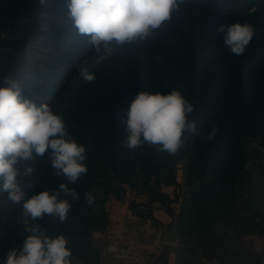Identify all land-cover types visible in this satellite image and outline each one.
<instances>
[{"label": "rangeland", "instance_id": "obj_1", "mask_svg": "<svg viewBox=\"0 0 264 264\" xmlns=\"http://www.w3.org/2000/svg\"><path fill=\"white\" fill-rule=\"evenodd\" d=\"M67 3L68 0H48L44 5L38 0H0V87L7 86L5 78L17 81L23 98L37 106L49 104L53 112L65 120L70 136L85 147L87 173L68 186L79 195L83 192L86 183L80 180L92 176L90 167L102 166L98 159L99 150L104 149L101 138L114 140L110 132L116 125L113 122L122 124V119H126L124 108L138 93L167 94L170 90L161 86V82L187 81L200 73L202 84L205 81L211 84L208 98L216 99L213 104L216 109L193 140H203V130L210 132L211 125L218 122L215 135L224 130L234 144L239 142L249 168L247 187L256 196L258 210L264 215V153L261 149H264V0H186L153 38L113 48L110 54L96 53L87 43L88 38L77 34L67 20ZM236 23H248L255 28L250 45L239 56L230 53L223 44L224 33L217 31L224 25L226 32ZM84 62L95 74L91 83L84 81L75 67L76 63ZM227 79L229 84L226 85ZM245 82L247 84L243 85ZM232 83L245 89L231 93L228 90ZM250 87L253 89L247 93ZM140 148L127 150L134 169L129 166L125 176L130 179L136 175L137 181L131 180L142 189L146 186L143 172L148 159ZM152 149L161 162L172 156L177 162L185 158L181 149L175 155L159 151L156 146ZM50 151L29 162L34 168L33 182L26 180L25 183L33 186L26 188L25 199L42 191L51 192L61 182H66L51 174L54 170ZM2 183L0 180V189ZM88 184H92L90 193L97 200L108 199L109 193H119L118 176H105ZM67 199L71 203V214L66 221L60 222L51 216L38 221L41 228H47L49 236L68 224L72 214L77 213H72L75 206L88 204L86 200ZM98 204L95 201L88 205ZM22 219V206L13 204L7 194L0 191V255L12 249L19 251L24 239L33 234L24 231ZM244 227L249 235L254 224L249 221ZM246 241L243 245L246 252L241 253L239 259L226 255V264H264L256 240L247 238ZM240 242L243 243L242 239Z\"/></svg>", "mask_w": 264, "mask_h": 264}, {"label": "clouds", "instance_id": "obj_2", "mask_svg": "<svg viewBox=\"0 0 264 264\" xmlns=\"http://www.w3.org/2000/svg\"><path fill=\"white\" fill-rule=\"evenodd\" d=\"M41 5L48 0H38ZM186 0H68V21L80 36H86L87 43L96 53H111L113 48L135 45L153 38L157 30L172 20ZM224 33L223 44L234 55L244 54L250 45L255 28L248 23H236L217 29ZM85 63H76L81 78L93 82L95 74ZM6 87H0V180L7 199L22 206L20 222L24 231H30L22 248L8 252L3 264H72L71 250L67 238L57 235L51 238L47 228H41L38 221L51 216L64 222L68 218L72 201L79 199L74 188L82 175L87 173L86 149L73 139L63 117L53 112L47 103L37 106L22 97L19 83L4 79ZM180 90L173 88L167 95L140 92L130 102L122 119L125 128V146L135 150L145 144L156 146L157 150L175 155L184 144L185 134L198 135L195 120L188 117L194 112ZM216 126L208 135L214 139ZM51 150V174L64 178L57 189L42 191L25 199L26 188H31L34 168L29 162L42 158ZM33 182V181H32ZM64 198H61V197ZM86 202H95L93 195L85 194Z\"/></svg>", "mask_w": 264, "mask_h": 264}, {"label": "trees", "instance_id": "obj_3", "mask_svg": "<svg viewBox=\"0 0 264 264\" xmlns=\"http://www.w3.org/2000/svg\"><path fill=\"white\" fill-rule=\"evenodd\" d=\"M202 77V74L196 73L195 76L187 81L181 79L177 81L170 80L168 83H160L161 86L168 87L170 91L173 88L180 90L182 95L194 105L195 110L188 119L195 120L198 131L203 124L205 125L209 119V115L216 109V107H213L216 99L208 98V94L210 93L208 91L211 84L206 81L202 84ZM178 81H181V84H179ZM247 83L251 86L249 81H247ZM247 83L245 82L243 85ZM227 84H229V79L226 80V85ZM239 86L232 83L228 91L232 93L233 91L240 92L245 89V86L242 89L239 88ZM252 89L253 88L250 87L247 93H250ZM123 103L124 102H122V104ZM128 107L129 106L124 108V110L127 111ZM113 123L116 125H113L115 127L112 128L110 132L114 140L109 141L105 140V138H101V141L104 139V141L101 142L104 149H102V151L99 150L101 156L98 157V159L101 160L102 166L90 167L89 170L92 172V176L80 180L86 184H84L82 188L83 192L79 195L78 201L86 200L85 194L89 193L91 190L90 187H92V184H88L89 182L97 181L102 177L111 175L118 176L119 183H129L140 191H147L150 193V199H157L156 190L158 182L162 178L164 171L172 167L175 161L177 162L176 158L172 156L167 159V161L161 162L158 157L154 156L152 146L147 144L142 146L140 149H144L146 153L145 156L148 159L147 167L143 172L146 186L142 189L138 188L136 183L132 181V178H135L137 181L136 175L130 179H128L129 176H125L126 169L132 166L133 163L132 159L128 156V148L124 144V140L126 139V135H123V133H125V128L117 121ZM209 123V125H211L212 122ZM214 123L215 124H212L210 127V132L213 126L218 122ZM217 130L215 133L218 132ZM210 132H205V130H203L201 136L203 140H199L198 142H194V135H187L181 149V155L185 156L188 154L191 156L189 174L194 184L198 186V188L194 189L192 195L188 196L184 202V205H190V209L186 212L187 215L184 216L187 229L183 230L184 242L188 243L191 242L193 238V234L191 233L193 231L190 230V222L188 220L198 209L199 212L201 211L203 214L204 220H207L209 217L212 218L210 221H204L207 227L203 230V234H201L202 237H205L206 234L216 233V229H214L215 223L224 220L230 222V227L235 228L236 231L239 229L238 231L242 235L245 232L244 225L249 221L254 224L253 219L255 213H257L256 208L252 205L253 192L247 187L250 184L247 177L249 170L246 169V157L244 156L242 146L239 142L234 144L230 135L226 133L225 136L224 130L216 134L214 139L209 140L208 135ZM106 148L110 150H106ZM234 148H236V150ZM133 167L134 165L132 168ZM99 171H102L103 174H99ZM106 199H95V201L99 203L98 206L91 207L86 203L83 205L79 204L77 208L75 206L72 213H77L74 215L72 214V218L68 220V224L62 226V230H56L53 232L52 236H49L55 238L57 235L62 234L67 238V247L71 250V257L75 261L72 260V264H77V261H81V263L84 264L96 263L91 237L95 231L102 230L105 227L107 211L104 204L106 205ZM203 204L206 206L202 209L201 206H203ZM70 214L71 211L68 215ZM261 230L264 231V227H262ZM201 236H199V241L205 240V238L202 239ZM232 240V237L228 234L218 235V237L213 234V236H210L208 239V242L216 249L226 248V255L234 259H239V255L235 254L234 250V247L238 246L237 240ZM6 256L7 254L4 253L0 255V263L5 261Z\"/></svg>", "mask_w": 264, "mask_h": 264}, {"label": "crops", "instance_id": "obj_4", "mask_svg": "<svg viewBox=\"0 0 264 264\" xmlns=\"http://www.w3.org/2000/svg\"><path fill=\"white\" fill-rule=\"evenodd\" d=\"M190 157L188 154L185 155L184 159L182 158L180 162H176L164 171L156 190L157 198L161 200L163 207L157 213L144 215L138 209L140 202L150 199L151 194L140 191L129 183H119L118 194L109 193L106 201L105 227L95 231L91 237L96 264H140L134 260L115 259L107 254L104 246L109 240L134 241L153 257L156 256V242L161 240L168 247L165 260L170 264H226V248L216 249L208 242L213 234L216 237L228 234L232 237V241L237 240L238 246L234 247V250L238 255L246 252L243 245H246L247 238L256 240L259 244L256 248L264 262L260 252V244L264 240V231L261 230L264 227V215L258 210L259 205L254 194L252 205L257 213L253 219V231L249 235L246 232L241 235L239 229L236 231L235 228L230 227V222L224 220L215 223L216 233L202 237L201 234L207 227L204 221H210L212 218L204 220L203 214L198 209L188 220L190 230L193 231L191 232L192 241L184 242L183 230L187 229L184 216L190 209V205H184V202L188 196L192 195L194 189L198 188L189 174ZM246 169L249 168L246 166ZM205 206L203 204L202 209ZM260 233L263 234L260 235ZM199 236L205 240L199 241ZM241 239L243 243L240 242ZM71 260H73L72 257ZM76 263L81 264V261Z\"/></svg>", "mask_w": 264, "mask_h": 264}, {"label": "built area", "instance_id": "obj_5", "mask_svg": "<svg viewBox=\"0 0 264 264\" xmlns=\"http://www.w3.org/2000/svg\"><path fill=\"white\" fill-rule=\"evenodd\" d=\"M256 146L258 144L254 141ZM259 147V146H258ZM262 152L264 153V149ZM163 203L161 200L157 199H147L140 202L138 209L144 215H151L157 213L162 209ZM104 251L115 259H124V260H134L140 264H170L165 260L167 256L168 247L161 240L156 242V256H150L146 251H144L136 242L134 241H118V240H109L104 246ZM260 252L264 260V241L260 244Z\"/></svg>", "mask_w": 264, "mask_h": 264}]
</instances>
